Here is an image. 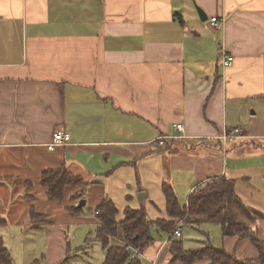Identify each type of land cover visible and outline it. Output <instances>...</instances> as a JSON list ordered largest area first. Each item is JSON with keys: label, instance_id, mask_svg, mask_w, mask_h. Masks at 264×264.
Masks as SVG:
<instances>
[{"label": "crops", "instance_id": "1", "mask_svg": "<svg viewBox=\"0 0 264 264\" xmlns=\"http://www.w3.org/2000/svg\"><path fill=\"white\" fill-rule=\"evenodd\" d=\"M212 17L223 20L217 30ZM223 55L233 58L226 69ZM58 129L70 141L48 151ZM234 129L229 155L218 137ZM58 168L85 185L52 201L41 175ZM222 176L263 210L264 0H0L4 226L33 229L35 212L38 228L97 227L93 211L106 197L117 220L129 207L170 221L163 182L184 206L194 188ZM80 199L91 216L69 211ZM153 227L141 264H182L171 252L182 232L166 241ZM241 244L227 251L238 258Z\"/></svg>", "mask_w": 264, "mask_h": 264}, {"label": "trees", "instance_id": "2", "mask_svg": "<svg viewBox=\"0 0 264 264\" xmlns=\"http://www.w3.org/2000/svg\"><path fill=\"white\" fill-rule=\"evenodd\" d=\"M41 185L46 189L48 199L61 201L66 187L82 186L85 183L65 168H58L44 171L41 175ZM161 189L170 221H152L142 208L129 207L124 209L123 218L117 220V209L107 197L96 206L93 211L98 221L95 237L101 242L104 251L101 264H141V260L132 257V252L127 247L137 248L142 252L153 242V226L159 227V230L168 236L178 229L180 223L192 227L205 223L217 224L220 226L223 240L230 237L248 240L256 250L257 256L254 259H238L234 252L227 251L224 247L214 248L207 243L200 248L186 250L181 241L177 240L171 244V252L176 256L174 261L179 260L182 264H194L204 260L209 264H264V239H261L256 228L252 229L250 226L254 219L264 221V212L248 207L242 202L235 192L234 180L224 176L208 180L189 193L184 206L180 205L170 184L163 182ZM73 198L78 200L80 196L75 195ZM69 211L78 214L81 209L72 206ZM31 217L33 229H37L42 222H36L40 216L32 212ZM5 223V220L0 219V226ZM11 262L10 252L0 237V264Z\"/></svg>", "mask_w": 264, "mask_h": 264}, {"label": "rangeland", "instance_id": "3", "mask_svg": "<svg viewBox=\"0 0 264 264\" xmlns=\"http://www.w3.org/2000/svg\"><path fill=\"white\" fill-rule=\"evenodd\" d=\"M235 145L236 143L227 144L225 151L227 150L228 154L236 153L238 148ZM79 202H76V207ZM262 209L255 210L264 212V208ZM90 211L92 210L84 206L79 215L75 216L88 217L91 216ZM121 218L122 214L119 219ZM250 226L252 229L256 228L261 239H264V221L254 219ZM17 228L14 224L0 226V237L10 252L11 264H101L103 261L104 251L101 242L95 237V224H79L71 228L53 225L41 226L38 229ZM180 229L183 235L180 241L185 249L200 248L207 243L214 248L225 247L231 251L237 240L243 242L237 251L238 258L254 259L257 256L256 250L248 240H238L236 237L223 240L220 226L217 224L205 223L197 227L184 224ZM151 230L155 235V228L152 227ZM165 240L167 241L166 237Z\"/></svg>", "mask_w": 264, "mask_h": 264}, {"label": "built area", "instance_id": "4", "mask_svg": "<svg viewBox=\"0 0 264 264\" xmlns=\"http://www.w3.org/2000/svg\"><path fill=\"white\" fill-rule=\"evenodd\" d=\"M223 20L222 18L212 17L209 19L208 24L209 26L217 30L220 28ZM233 58L231 56L223 55L221 60V67L223 69H226L232 65ZM173 130H175L178 133V136L176 138L178 139H184V126L182 124H175L173 126ZM241 132L238 129H234L232 132H224L221 134L218 139L220 140V144L222 149H224L227 144H231L235 141L236 138L239 137ZM70 141V134L64 130L58 129L54 131L52 134L51 141L46 145V149L48 151H53L58 147H63L67 145ZM181 237L180 229H177L173 231L171 234L168 235L167 241L170 239H179ZM132 252V257H137L139 260H141L142 255L140 254L139 250L137 248L127 247Z\"/></svg>", "mask_w": 264, "mask_h": 264}, {"label": "water", "instance_id": "5", "mask_svg": "<svg viewBox=\"0 0 264 264\" xmlns=\"http://www.w3.org/2000/svg\"><path fill=\"white\" fill-rule=\"evenodd\" d=\"M197 12H198L200 20L202 22H204L206 20V16L204 15V13L201 10H199V9H197ZM84 206H85V201L82 200V201L79 202L77 208L78 209H82ZM175 258H176V256L174 255L173 259H175Z\"/></svg>", "mask_w": 264, "mask_h": 264}]
</instances>
